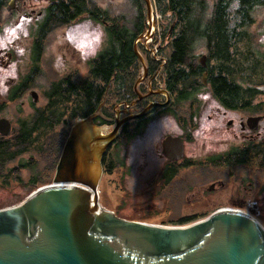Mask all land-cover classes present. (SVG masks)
<instances>
[{
	"label": "flooded vegetation",
	"instance_id": "af4514ba",
	"mask_svg": "<svg viewBox=\"0 0 264 264\" xmlns=\"http://www.w3.org/2000/svg\"><path fill=\"white\" fill-rule=\"evenodd\" d=\"M20 11V8L14 9V12ZM28 16L30 14L23 13L19 18L24 19ZM36 44L34 41V52ZM40 49L39 55L35 54L38 59L42 54V45ZM15 57L16 51L12 48L7 50L0 48V70L10 69L11 63L16 60ZM36 64L32 65L30 61V68L23 74V80L21 77L9 78L0 72V119L11 123L8 135L0 133V142L8 148L7 151L3 150L0 153H14L6 160L7 163L5 159L0 158V176L5 183H9L10 186L21 184L27 188L37 187L38 191L47 186L45 185L47 182H54L64 147L62 145L58 158L54 159L51 152L59 145L58 134L54 140L53 135L48 136L53 143L42 153L46 164L42 168L40 159L35 154L38 146L35 145L31 149L30 147L46 133L40 130L34 132L25 143L17 141V138L22 134L24 125L29 123L38 111H43L47 116L52 113L45 109H48L52 99L50 93L53 85L63 82L67 84L70 78L77 86L75 96L72 98L74 106L61 117V121L75 114V110L78 113L75 119L99 112L95 124L102 128L104 136L109 135L118 124L120 125L115 140L103 154L100 184L109 175H119L120 187L124 191L126 180L140 167L154 176L153 196L166 191L173 200L171 209L174 212L182 213L181 209L186 207L193 210V216L211 215L222 211L248 215L264 214V100L261 99L263 95L213 94L210 88L208 57L206 65H202L205 68L202 79L204 90L207 89L209 94L192 95L189 93L190 89L183 94L169 91L160 82L163 64L146 63L145 69H142L134 83L133 90L128 91L126 85L124 87L117 85L116 73L110 81L95 80L92 69L96 64L88 62L52 82L44 96L46 103L41 107H37L38 93L29 89V82L37 72H40ZM120 75L126 77L125 72ZM204 75L207 76L206 81ZM82 81L98 84L102 92L97 105L89 109L85 116L81 111ZM33 92L38 96L37 101L32 96ZM23 98L29 99L28 108L31 111L28 116L33 113L32 117L28 120L23 116L18 120L8 118L7 113L11 104ZM22 107H25V102H22ZM253 117L258 118L254 123L251 122ZM142 138L143 144L141 148L138 147L136 159L129 163L128 153L131 147ZM168 138L182 142V148L178 153L175 152L174 155L165 153L164 146ZM23 144L24 148L20 146ZM17 146L21 148L18 151L15 149ZM14 161L17 164L10 168L9 164ZM158 162H161L159 170ZM136 164L139 167H136ZM9 184L4 185L8 192L14 189H11Z\"/></svg>",
	"mask_w": 264,
	"mask_h": 264
},
{
	"label": "water",
	"instance_id": "95a60500",
	"mask_svg": "<svg viewBox=\"0 0 264 264\" xmlns=\"http://www.w3.org/2000/svg\"><path fill=\"white\" fill-rule=\"evenodd\" d=\"M144 1L148 27L139 39L154 34L157 19L152 1ZM206 60L199 59L203 66ZM98 115L75 119L52 184L0 209V264H264V226L251 215L222 211L173 227L125 219L101 206L102 157L120 125L104 136ZM10 131L11 123L0 119V133ZM164 148L174 155L182 142L168 138Z\"/></svg>",
	"mask_w": 264,
	"mask_h": 264
},
{
	"label": "trees",
	"instance_id": "16d2710c",
	"mask_svg": "<svg viewBox=\"0 0 264 264\" xmlns=\"http://www.w3.org/2000/svg\"><path fill=\"white\" fill-rule=\"evenodd\" d=\"M11 0H0V30L5 13ZM45 21L40 29V38L45 37L62 26L83 20L94 19L101 22L107 32L104 49L90 62L96 64L92 69L95 80L104 82L114 78L117 85H126L133 90L134 83L141 71V61L134 52L136 41L147 30V5L144 0H124L118 6L111 3L108 9L95 0H47ZM157 15L156 60L150 51L138 45V50L147 64H163L160 70V82L169 91L183 94L202 93L205 89L202 75L205 68L200 64L197 52L206 49L208 69L210 70L211 91L221 95H264L259 90L264 86V47L256 43L254 49L253 34L249 28L255 22L258 10L264 9V0H151ZM113 10V12H112ZM253 39V41H252ZM40 43L35 53H40ZM125 72V75L120 73ZM67 84L53 85L47 116L38 111L31 121L24 125L17 141L25 143L29 137L42 129H52L59 124L61 117L70 110L72 98L77 86L72 79ZM82 114L95 107L101 97L98 84L81 82ZM75 115V116H74ZM78 116L71 115V121ZM27 126V128H26ZM63 141H66L68 131ZM18 145V144H17ZM61 145V144H60ZM63 145V142H62ZM24 148L25 144L20 145ZM17 151L21 148L17 146ZM7 146L0 142V151ZM7 155H6V154ZM0 153L1 159H9L14 153ZM120 176H117L119 179ZM115 181H119L116 180ZM120 183V182H119ZM155 197H168L161 191ZM201 216H189L176 225L192 224Z\"/></svg>",
	"mask_w": 264,
	"mask_h": 264
},
{
	"label": "rangeland",
	"instance_id": "374dc122",
	"mask_svg": "<svg viewBox=\"0 0 264 264\" xmlns=\"http://www.w3.org/2000/svg\"><path fill=\"white\" fill-rule=\"evenodd\" d=\"M95 1H97L100 6L108 9L111 3L118 6L120 3H123L124 0ZM47 4V0H15L12 6L9 5L7 7L4 23L0 30V48H4L5 50L12 48L13 51H16V60H13L14 62L11 63V68L8 70L1 69V73H5L9 78L16 79L21 77V80H23V74L28 72L30 68V61H32V65L37 63L36 66L40 72H37L34 78L29 82V89L37 92L39 96L37 107L45 105L46 99L44 96L52 82L63 78L70 72L75 71L78 67H83L79 65L88 63L96 58L104 49L107 40L105 26L94 19H83L71 23L70 25L59 27L40 39L39 32L45 21V9ZM16 8H20L21 11L18 13L14 12ZM23 13L30 14V16L20 19L19 17ZM40 13L41 15H39ZM156 22L157 19L155 24L153 23L156 28L154 34L147 39L141 38L137 41L139 45L150 51L152 57L158 59L157 45L154 47L152 46L156 40L154 38L157 31ZM248 31L254 35L253 39H256L255 41L252 39L254 49L257 48L256 43L264 47V9L257 11L255 22ZM34 41L40 43L43 48L39 59L36 58L34 54ZM197 54L199 56L198 59H200L202 55H207V51L202 48L199 49ZM145 63L147 64V61H145ZM33 68L34 67H32L31 75L34 73ZM142 69L144 70L145 67L141 64V71ZM259 90L264 91V86L259 88ZM202 93L209 94V91L206 89ZM261 99L264 100V95ZM73 100L69 105L70 110H72L74 106ZM22 102H25V107H22ZM28 102V98H23L12 103L9 113H7L8 118L14 120H18L21 116L26 117L25 120L31 118L33 113L28 116L31 111V109L28 108ZM73 121H71V116H67L60 124H55L52 129L40 130V132L42 131L46 134L39 137L38 141L33 144L30 149L35 145L38 146L35 150V154L40 159L41 168L46 165L42 153L48 150L49 144L53 143V141L48 139V136L53 135L54 140L58 134L57 139L59 145L51 152L53 153L54 159H57L62 148V143L60 145V142H64L65 133L70 129V125ZM61 134L63 136H60ZM142 140L143 138L138 140L133 147H131L128 153L129 163L136 159L138 147L140 146L141 148L143 144ZM5 163H7L6 160ZM159 163L161 162L157 163V165H159L158 170L161 167ZM16 164V161H14V163L11 162L9 166L12 168V166ZM136 167L139 166L136 164ZM6 170H8V165ZM156 175L157 174H155V176ZM153 178L154 176H152L150 172L148 173L145 168L141 169L139 167V169L126 180L125 188L127 190L125 189L122 191L119 181H115V179L118 180L116 175L112 174L105 177L99 186L101 206L107 210L114 211L118 216L125 219L162 226H179L176 225V223L180 220L193 216V210L186 207L181 209L182 213L174 212L171 209V207H173V200L171 198H155L152 191V187L155 186ZM1 182L5 183V180H1L0 176V183ZM52 183L53 182L50 181L45 185L48 186ZM5 184H0V209L22 203L37 189V187L27 188L21 184L20 186L18 184L10 186L9 184L11 189H14L8 192V189L6 190L4 188ZM211 215H204L199 220L208 218ZM251 216L256 218L264 226V214H254Z\"/></svg>",
	"mask_w": 264,
	"mask_h": 264
},
{
	"label": "bare ground",
	"instance_id": "6f19581e",
	"mask_svg": "<svg viewBox=\"0 0 264 264\" xmlns=\"http://www.w3.org/2000/svg\"><path fill=\"white\" fill-rule=\"evenodd\" d=\"M155 29V25L153 24V30Z\"/></svg>",
	"mask_w": 264,
	"mask_h": 264
}]
</instances>
